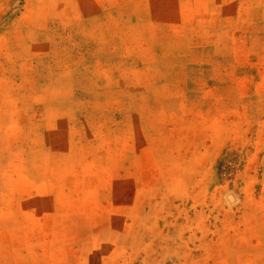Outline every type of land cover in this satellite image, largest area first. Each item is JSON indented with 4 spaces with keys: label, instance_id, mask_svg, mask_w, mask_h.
Returning a JSON list of instances; mask_svg holds the SVG:
<instances>
[{
    "label": "rangeland",
    "instance_id": "1",
    "mask_svg": "<svg viewBox=\"0 0 264 264\" xmlns=\"http://www.w3.org/2000/svg\"><path fill=\"white\" fill-rule=\"evenodd\" d=\"M0 264H264V0H0Z\"/></svg>",
    "mask_w": 264,
    "mask_h": 264
}]
</instances>
